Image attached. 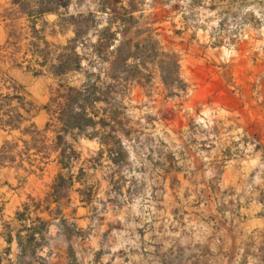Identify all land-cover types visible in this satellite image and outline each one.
Wrapping results in <instances>:
<instances>
[{
    "label": "rangeland",
    "instance_id": "374dc122",
    "mask_svg": "<svg viewBox=\"0 0 264 264\" xmlns=\"http://www.w3.org/2000/svg\"><path fill=\"white\" fill-rule=\"evenodd\" d=\"M13 1L23 68L39 81L19 93L35 112L58 84L84 80L33 72L52 45L73 39L71 17L79 15L89 45L130 14L122 36L142 41L149 33L177 56L187 87L169 95L148 59L145 78L116 97L117 130L128 133L120 135L127 158L116 166L87 138L66 139L76 182L68 186L65 176L51 193L63 236L53 245L69 264H264V0H69L40 17L24 14L32 0ZM77 51L91 60L89 49Z\"/></svg>",
    "mask_w": 264,
    "mask_h": 264
},
{
    "label": "trees",
    "instance_id": "16d2710c",
    "mask_svg": "<svg viewBox=\"0 0 264 264\" xmlns=\"http://www.w3.org/2000/svg\"><path fill=\"white\" fill-rule=\"evenodd\" d=\"M32 1V11L24 12L28 16L57 14L60 8H67L69 4V0ZM128 17L127 20L120 19L113 32V23H109L108 27L96 35L95 42L89 45H84L85 35L79 32L83 16L71 17L73 39L64 47L52 45L53 51L45 54L43 61L37 63L39 68L33 69V72L52 79H62L71 73H83L84 80L78 87L58 84L48 102L41 108L49 115L42 131L37 130L33 124L21 129L23 123L30 120L33 108L12 87V94H0V129L6 132L20 131L23 136H32L33 141L41 144L36 151L42 155V159H48L51 151L57 152L62 169H70L71 156L74 154L67 138L74 142L79 137L96 140L101 146L100 155L106 153L107 160L114 166L127 158L120 135L126 137L128 133L117 130V117L121 115L118 111L121 107L116 97L128 85L145 78L143 71H147L148 59L152 60L149 62L152 67L158 70L160 81L169 95L175 97L187 92V87L179 80L178 59L174 53L162 51L159 43L149 33L142 41L122 36L130 32L128 26L131 25V15L128 14ZM44 44L45 47L48 46L47 43ZM79 47L90 50L89 57L92 61L86 59L84 53H78ZM58 51L60 52L56 53ZM51 54L53 56L49 58ZM155 60L158 61L154 63ZM83 62L86 63V70L82 67ZM26 69L30 70L29 63ZM49 131L54 134V138L51 147H46L45 134ZM5 148H9L8 143L0 151V168L4 166L6 159L3 155ZM8 161L12 163L14 157L8 158ZM64 181L66 180L62 175L56 177L53 185L55 191Z\"/></svg>",
    "mask_w": 264,
    "mask_h": 264
},
{
    "label": "crops",
    "instance_id": "0c3cea01",
    "mask_svg": "<svg viewBox=\"0 0 264 264\" xmlns=\"http://www.w3.org/2000/svg\"><path fill=\"white\" fill-rule=\"evenodd\" d=\"M15 5L13 0H0L1 95L12 94V87L19 93V89H28L26 86H30L32 92L39 86V81L34 85L33 77L23 68L26 56L18 48L21 30H12L21 19L13 15L17 11ZM41 108L36 112L33 108L30 120L23 123L21 129L30 124L39 131L44 129L49 115ZM45 137V146L51 147L54 134L49 131ZM5 143L9 148L4 149L6 159L0 168V264H69L66 251L61 246L53 245L58 240L62 243L63 236L57 224L62 214H55L59 202L52 198L51 192L59 174L64 179L65 176L67 180L71 178L68 186L73 187L76 181L71 166L69 170L62 169L57 152L51 151L48 159H42V155L36 151L41 144L33 141L30 135L23 136L20 131L6 132L0 129V151ZM87 143L101 149L96 140L87 139ZM13 157L14 161L10 163L8 158ZM71 200L75 201V211L79 212L82 221L86 216L82 198L75 193ZM39 225L44 228L39 230Z\"/></svg>",
    "mask_w": 264,
    "mask_h": 264
}]
</instances>
